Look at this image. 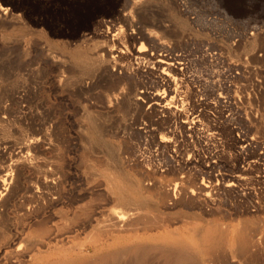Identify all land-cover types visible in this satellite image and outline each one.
<instances>
[{"label":"bare ground","instance_id":"6f19581e","mask_svg":"<svg viewBox=\"0 0 264 264\" xmlns=\"http://www.w3.org/2000/svg\"><path fill=\"white\" fill-rule=\"evenodd\" d=\"M121 1L123 4L121 3L120 9L106 13L104 19L94 23V28L88 30L89 33L86 31L88 34L81 36V40L74 42L68 38L62 43L53 42L51 34L45 29L36 30L28 26L22 16L16 15L8 7L0 6V29L22 32V40L19 42L11 41L8 36L11 34L4 33L0 39V51L22 53L27 60L16 68L4 61L1 64L0 61V264H117L126 258L136 264H150L156 259L163 260L164 264H198L197 254H215L223 245L224 231L217 224L204 226L205 219L204 225L197 223L189 228L194 241L192 245L181 242L173 229L167 230L169 223L149 220L139 215L142 206L147 205L149 200L142 193L144 187L149 192L158 191L157 198L154 197L157 207L159 205L162 208L160 205L165 204L171 212L184 202L203 205L210 196L208 188L223 185L232 189L239 184L236 185L231 180L225 181L217 175H214L215 178L212 176L215 180L206 181L204 167L192 161L197 149L188 142V138L202 131L200 127L206 114L201 108L206 103L192 102L186 92L180 90L177 77L173 75L180 73L188 63L185 62V55L175 54L174 49L172 50L170 37L175 28L167 25L168 23L157 22L149 14V6L153 0ZM155 29H160L161 32ZM37 35L39 37L34 40L33 36ZM145 42L157 52L144 49ZM254 43L255 38L249 37L246 45L242 44L244 51L253 50ZM147 64H152V67ZM229 68L234 74L239 67L237 63L231 62ZM248 68L247 61L245 69ZM145 69L158 74L159 81L155 82L162 90H150L147 80L141 79L143 73H149H145ZM245 72L250 74L249 71ZM15 76L19 79L13 80ZM233 77L238 80L239 73ZM52 96L57 99L73 96L81 99L86 108L91 106L95 109V114L89 112L86 117L89 123L86 132L92 141L105 139L102 128L97 123L100 119L98 113L104 115L101 116L104 120L118 114L123 123L127 121L129 111L137 113L141 119L139 118L135 130L140 135L145 134V138L161 129L163 133L159 138L155 136V143L153 142L158 153L163 156L160 162L146 159L145 153L149 149L145 152L146 149L141 147L134 151L133 160L130 159L145 169L146 173L156 169L173 174V182L164 185L144 177L131 176L127 174L121 158L118 161H106L99 167L106 180L104 191L107 194L104 195L108 198V194H111L115 204L134 209L108 210L93 203L97 209L87 208L91 206V202L87 200L90 202L89 206L81 210L80 197L72 195L66 207L68 214L64 215L67 217L57 215L61 211L60 207L57 208V213L53 210L62 203L65 178L63 168L61 169L62 158L59 159L58 156L65 142L63 123L57 111L48 104ZM221 98L223 96L220 95ZM146 116L150 118L152 125L157 124L158 127L150 128V123L147 121L148 125L143 121ZM134 123L130 121L129 125ZM183 132L187 137L186 141L180 140ZM216 133L207 134L205 139L210 140ZM220 163L215 161L205 169L218 170ZM209 175L210 172L208 177ZM90 199L93 201L91 197ZM99 214L103 216L102 220L97 218L96 215ZM140 228L143 229V235L132 234V231ZM152 231L155 233H151ZM252 231L245 227L235 233L236 239L233 237L235 243L232 245L240 254L254 245L255 233ZM121 243L127 246L110 252Z\"/></svg>","mask_w":264,"mask_h":264},{"label":"rangeland","instance_id":"374dc122","mask_svg":"<svg viewBox=\"0 0 264 264\" xmlns=\"http://www.w3.org/2000/svg\"><path fill=\"white\" fill-rule=\"evenodd\" d=\"M121 3L123 4L121 0H0V6L8 7L16 15L22 16L28 26L36 30L45 29L49 32L51 39H53L52 41H55V43L66 42L68 38L74 42L81 40L82 35L88 34L90 32L88 30L94 28L96 25L94 23L104 19L106 13H112L117 10L122 5ZM149 14L157 22L173 25L175 32L170 37L172 50L174 49L175 54L187 57L185 62L188 63L183 66L184 69L182 70L184 73L182 71L178 74L173 73L174 77H177L178 84L181 87L180 90L186 92L187 97L192 102L206 103L201 108L204 109L206 114L200 127L202 133L198 131L193 137L188 138V142L197 149V154H194L192 161L204 167L207 173V175L206 173L204 174L206 181H212L215 178L214 175H217L218 178H224L225 181L231 180L236 185H239H237L238 187L234 186L235 188L232 187V189L225 188L223 185L215 186L212 189L208 188L210 196L209 199L204 201L203 205H199L197 202H184L175 207L174 210H171V212L166 208L165 204L160 205L163 209L159 205V208L157 207L155 198L159 194L158 191L149 192L144 187L142 193L149 200H147L148 204L144 206L145 208L142 206L139 215L149 220L169 223L167 230L173 229L181 242L192 245H194V241L190 227L197 223L204 225L205 223L203 222L205 221L206 224L204 226L217 224L225 233L220 252L205 256L197 254L198 264H264V0H153L149 6ZM155 31L161 32L160 29H155ZM4 33L12 35H8L11 41L17 40L19 42L22 40V32L20 31L11 29L3 31L0 29V39ZM38 37V35L33 36V39L36 40ZM249 37L255 38L254 49L245 52L243 48ZM144 44V49L148 48L152 50L151 52H157L147 42ZM238 45L239 47L237 48ZM130 46L133 47L131 44ZM183 52H187V56ZM0 58H2L0 59L1 64L4 61L5 64L15 68L27 61L23 58L22 53L19 52L0 51ZM12 59H14L15 63H13ZM247 61L249 62V68L245 69ZM231 62L237 63L239 67L234 74L229 68ZM147 65L151 66L152 64ZM245 70L249 71L251 75L247 74ZM151 72L153 71L145 69V73L148 74L145 75L143 73L141 79L147 80L150 90H162L163 88H159L158 83L156 84L159 81L158 74H152ZM236 73H239L238 80L233 77ZM150 75L153 76L151 77ZM145 76L147 77L144 79ZM16 79H19V77H13V80ZM155 80L157 81L155 82ZM220 95L223 96V99H220ZM62 99L52 96L48 100V104L57 111V115L63 123L64 142L66 143L62 145L61 149L63 151L60 150L61 152L58 156L59 159L62 158L64 160V163L62 160L60 162L61 169H64H62V173L65 178L62 189V203L53 210L57 213L58 207H60L63 213L59 210L61 214L57 213V215L64 217V215L68 214L66 207L72 195L80 197L79 204L81 206L79 207H81V210H85L90 202L91 206L87 208L97 209L102 205L108 210L130 211L134 209V207L115 204L111 194H108V198L104 195L107 194L104 191L106 189L104 181L106 180L99 167L105 164L106 161H118L121 158L123 166H126L124 168L127 174L131 176L144 177L154 182H162L164 185L171 181L173 182V174L169 175L156 169L146 173L145 169L143 170V168L132 161L134 158L132 155L139 147L146 149L144 150L145 152L148 149L150 150L145 153L146 159L154 162L161 161L163 156L158 153L157 147L153 144V142L155 143L154 137L159 138L163 133L160 128L159 131L157 130L145 138V134H143L144 136L140 135L135 130V127H138L137 123L141 119L137 113L133 111L127 113L126 122H135L134 125H129V123L126 125L125 121L123 123L119 119L118 114H113L112 117L107 118L108 120H104L102 118L104 115L98 113L97 115L100 119L97 120V123L99 122V127L102 128L103 138L105 139L103 141H92L86 132V129L89 128L86 117L89 112L95 114V109L93 110L91 106L86 108L81 99L73 96ZM144 118L143 121L149 122V127L152 126L150 128L155 129L158 127L157 124L152 125L153 123L149 117L146 116ZM214 132H217L214 137L210 138V140L205 139L207 134ZM185 136L184 133L180 140L186 141L187 137ZM251 142L253 143L251 144ZM252 160L253 162H251ZM215 161L221 162L218 170L205 169L207 165L213 164ZM98 164L100 165L98 166ZM93 167L95 168L91 170L90 168ZM209 172L211 174L209 175L210 179L208 177ZM238 175L241 176L239 177ZM220 186L222 187L220 188ZM214 191H217V193H214ZM95 194L99 195V198L94 196ZM100 194H103V198ZM85 201L87 202L85 203ZM92 203L99 206H93ZM100 215L96 216L99 220H102L103 216ZM139 215L138 217H140ZM183 216L184 218H182ZM239 220L240 222H238ZM245 227L255 233V247L253 245L252 249L247 250L249 252H241L240 254V251L236 250V248L234 249L232 244L235 243V233ZM140 229L131 233L143 235V229L141 232ZM154 231L157 232L156 230ZM154 231L151 233H155ZM256 240L259 245H256L258 243ZM125 246L127 245L121 243L120 246L110 252ZM132 263L136 264L131 262L129 258L117 262V264ZM150 264H164V262L156 259Z\"/></svg>","mask_w":264,"mask_h":264}]
</instances>
